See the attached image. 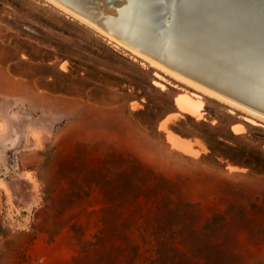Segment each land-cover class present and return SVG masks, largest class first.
<instances>
[{
    "label": "rangeland",
    "instance_id": "obj_1",
    "mask_svg": "<svg viewBox=\"0 0 264 264\" xmlns=\"http://www.w3.org/2000/svg\"><path fill=\"white\" fill-rule=\"evenodd\" d=\"M0 264H264V119L0 0Z\"/></svg>",
    "mask_w": 264,
    "mask_h": 264
},
{
    "label": "water",
    "instance_id": "obj_2",
    "mask_svg": "<svg viewBox=\"0 0 264 264\" xmlns=\"http://www.w3.org/2000/svg\"><path fill=\"white\" fill-rule=\"evenodd\" d=\"M128 48L264 115V0H52Z\"/></svg>",
    "mask_w": 264,
    "mask_h": 264
},
{
    "label": "bare ground",
    "instance_id": "obj_3",
    "mask_svg": "<svg viewBox=\"0 0 264 264\" xmlns=\"http://www.w3.org/2000/svg\"><path fill=\"white\" fill-rule=\"evenodd\" d=\"M53 2H54V1H53ZM56 4H57V3H56ZM59 6H60V5H59ZM60 7H61V6H60ZM62 8H64L66 11L70 12V11H69L68 9H66L65 7H62ZM70 13H71V12H70ZM91 25H92V24H91ZM92 26H93V25H92ZM93 27H94V26H93ZM112 38H113V37H112ZM118 42H119V41H118ZM129 49H130V48H129ZM133 51H135V50H133ZM135 52L138 53L139 55H141V56H143V57L149 59V60H150L152 63H154L155 65L160 66V67L166 69L167 71L171 72V73L174 74L175 76H177V77H179V78H181V79H183V80H185V81L191 83L192 85H194V86H196V87H198V88H200V89L206 91L207 93H209V94H211V95H213V96H215V97H218V98H220V99H223L224 101H226V102H228V103H230V104H233V105H235V106H238V107H240V108H242V109H244V110H246V111H248V112H250V113L256 115L257 117H260V118L264 119V115H263V114H261V113H259V112H257V111H254L253 109H250V108H248V107H246V106H244V105H241L240 103H237L236 101H233L232 99H229V98H227V97H224L223 95H220L219 93H217V92H215V91H213V90H211V89H209V88H207V87H205V86H203V85H201V84H199V83H197V82H195V81H193V80H191V79H188L187 77H184L183 75H181V74H179V73H177V72H175V71H173V70L167 68L166 66H164V65H162V64H160V63H158L157 61L151 59L150 57H148V56H146V55L141 54L140 52H137V51H135ZM179 102H180V105H181L182 107L186 108L187 105L184 104V101H183L182 99H179ZM185 102H186V101H185ZM186 103H187V102H186ZM188 104H189V103H188ZM189 105H190V104H189ZM193 106H194V108H195L196 111H202V109H203V104H201V103H199V104H194ZM168 138H169L170 142H172V144H173L175 147L182 148V149L185 148L186 145L184 146V144H183L184 142H183V141H182L177 135H175L174 133H171V132H170V133L168 134ZM185 149H188V148L186 147ZM185 149H184V150H185Z\"/></svg>",
    "mask_w": 264,
    "mask_h": 264
}]
</instances>
